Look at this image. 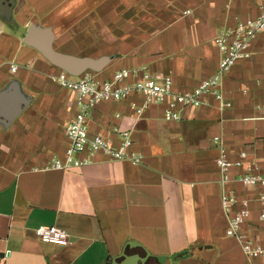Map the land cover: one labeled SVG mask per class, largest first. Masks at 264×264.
I'll use <instances>...</instances> for the list:
<instances>
[{"label": "crops", "instance_id": "0c3cea01", "mask_svg": "<svg viewBox=\"0 0 264 264\" xmlns=\"http://www.w3.org/2000/svg\"><path fill=\"white\" fill-rule=\"evenodd\" d=\"M13 1H0L12 6L9 18L0 15V91L17 80L29 101L10 124L0 121V264H264L226 233L247 201L242 229L264 243L260 189L239 179L264 171V30L251 39L250 55L223 76V98L210 95L178 120L165 119L158 104L140 116L130 100L98 104L89 115L91 132L117 141L131 131L143 160L98 153L71 169L49 163L69 144L65 127L77 91L54 80L62 69L23 42L36 23L52 28L56 49L80 55L56 47L60 32H97L94 44L116 47L113 54L99 49L113 59L98 77L143 65L186 90L217 69L222 53L214 37L257 16L264 0ZM241 152L242 166L231 167L225 181L217 159L236 160ZM225 191L238 198L230 211L222 206ZM40 225L66 229L70 243L42 241Z\"/></svg>", "mask_w": 264, "mask_h": 264}, {"label": "built area", "instance_id": "2783aa9c", "mask_svg": "<svg viewBox=\"0 0 264 264\" xmlns=\"http://www.w3.org/2000/svg\"><path fill=\"white\" fill-rule=\"evenodd\" d=\"M264 30V2L260 13L239 21L232 27L221 30L214 41L222 56L217 69L208 77L203 78L194 88L177 90L174 87L172 75L162 71H152L146 66L122 67L110 76L100 78L93 73H83L74 76L61 72L54 77L60 85L71 87L77 91L75 113L65 127L69 144L63 156H55L49 163L50 167L71 169L83 164L92 163L98 153H103L112 159H127L135 163L143 160L142 155L133 147L131 131L120 132V139L111 140L101 133H92L89 124L91 111L100 103L112 100H130V107L137 116L153 104L163 106V116L167 120H178L182 111L189 106H198L207 101L208 96L216 99L223 98L221 82L223 76L231 69L236 61L249 56L251 39ZM18 64H12L16 70ZM137 97L138 99H136ZM218 139V137H215ZM246 152H241L240 158L232 160L225 154L217 159L224 180L230 179V169L242 166ZM245 186L258 187L259 198L262 202L260 218L264 221V171L245 172L239 177ZM222 206L230 211L238 202L234 191H225L221 195ZM250 215L247 201L230 217L226 233L236 237L245 253L250 257L264 258V243L256 241L243 231L242 226ZM36 233L44 242L67 245L70 243L69 232L57 225H40Z\"/></svg>", "mask_w": 264, "mask_h": 264}, {"label": "water", "instance_id": "95a60500", "mask_svg": "<svg viewBox=\"0 0 264 264\" xmlns=\"http://www.w3.org/2000/svg\"><path fill=\"white\" fill-rule=\"evenodd\" d=\"M4 1V0H0ZM11 4L14 2L10 0ZM5 3L6 0H5ZM12 14L11 5H0V15L9 18ZM54 31L51 27H44L31 23L24 34L23 42L35 47L48 61L71 75L79 76L88 69L101 71L113 56L104 54L98 57L76 55L60 51L54 46ZM29 98L19 93V82L12 80L9 85L0 91V121L10 124L25 108ZM151 254H147V257ZM146 258L140 259L141 263Z\"/></svg>", "mask_w": 264, "mask_h": 264}, {"label": "rangeland", "instance_id": "374dc122", "mask_svg": "<svg viewBox=\"0 0 264 264\" xmlns=\"http://www.w3.org/2000/svg\"><path fill=\"white\" fill-rule=\"evenodd\" d=\"M131 31L129 30H126L125 33H130ZM72 33L73 32H66V30H63L60 32V35L58 36V39H57V44H56V47L57 48H61V49H64V50H67V51H73V52H77V54H80V55H90V54H94L95 56H99L101 53H99V49H102L103 51H109L111 52V54L115 53L116 51V47L115 46H103V47H100L96 44H94L93 42L97 41L95 40L94 38L97 37V32L95 34H93L94 32L91 31V37L87 36L88 39H90V44H88L87 42L89 40H85L84 41V37L85 34L84 33H87L83 30H77V28L75 29L74 31V36H72ZM124 33V34H125ZM84 42H86L84 44ZM103 53V52H102ZM93 73V74H96L98 73V71H94V70H91V69H88L87 71H85L84 73Z\"/></svg>", "mask_w": 264, "mask_h": 264}]
</instances>
